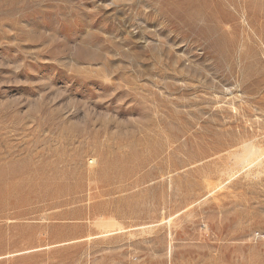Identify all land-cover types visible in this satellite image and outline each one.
<instances>
[{
    "label": "rangeland",
    "instance_id": "1",
    "mask_svg": "<svg viewBox=\"0 0 264 264\" xmlns=\"http://www.w3.org/2000/svg\"><path fill=\"white\" fill-rule=\"evenodd\" d=\"M0 264H264V0H0Z\"/></svg>",
    "mask_w": 264,
    "mask_h": 264
},
{
    "label": "bare ground",
    "instance_id": "2",
    "mask_svg": "<svg viewBox=\"0 0 264 264\" xmlns=\"http://www.w3.org/2000/svg\"><path fill=\"white\" fill-rule=\"evenodd\" d=\"M249 154H250V152L244 154L243 157H244V158H247V157H249Z\"/></svg>",
    "mask_w": 264,
    "mask_h": 264
}]
</instances>
